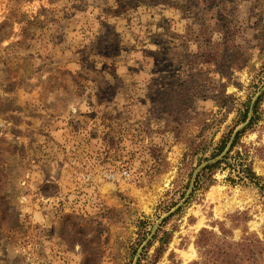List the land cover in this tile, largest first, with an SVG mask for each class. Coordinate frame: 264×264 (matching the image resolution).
Wrapping results in <instances>:
<instances>
[{
    "label": "rangeland",
    "instance_id": "1",
    "mask_svg": "<svg viewBox=\"0 0 264 264\" xmlns=\"http://www.w3.org/2000/svg\"><path fill=\"white\" fill-rule=\"evenodd\" d=\"M257 94L249 155L193 176ZM255 147L264 0H0V264H133L179 204L138 264L200 260L199 232L239 212L264 238Z\"/></svg>",
    "mask_w": 264,
    "mask_h": 264
},
{
    "label": "trees",
    "instance_id": "2",
    "mask_svg": "<svg viewBox=\"0 0 264 264\" xmlns=\"http://www.w3.org/2000/svg\"><path fill=\"white\" fill-rule=\"evenodd\" d=\"M258 100L252 105L253 116L249 122V124L243 128L233 140L232 146L228 154L222 161L211 164L210 166H206V169H214L221 163H228V157H230V153L234 151L237 147L243 149L236 151V155L239 158H243L244 154L249 155V151L251 150L250 146L241 142V137L246 133V131L255 123L258 119L257 108H258ZM249 105L248 110L245 113L244 121L248 118L249 113ZM228 139L224 144L220 147V152L226 148ZM264 147H255V150L262 151ZM264 155V153H263ZM243 172L246 174V178L251 182L255 183L259 186V182L262 181L255 171L253 170L252 165L244 164ZM231 222H233V226L231 228H227L224 222H220L219 232H216L212 229L203 228L195 241L196 246L201 252V259L194 260L190 264H264V238H261L256 232H250L248 226L246 225L248 221L247 214L244 212H239L231 215ZM240 225H243V235L239 239H234L233 229L239 228ZM166 236V235H165ZM159 238L160 245L156 249L155 260L158 261L162 254L166 250V246L168 244L167 236ZM158 236H155L157 239Z\"/></svg>",
    "mask_w": 264,
    "mask_h": 264
},
{
    "label": "water",
    "instance_id": "3",
    "mask_svg": "<svg viewBox=\"0 0 264 264\" xmlns=\"http://www.w3.org/2000/svg\"><path fill=\"white\" fill-rule=\"evenodd\" d=\"M258 95H259V94H257L256 97L253 99L252 105H253L254 102L256 101ZM252 116H253V109L251 108L250 111H249L248 118H247L246 122H244L243 124L239 125V126L234 130V132H233V134H232V136H231V138H230V140H229V142H228L226 148L224 149V151H223L220 155H218L217 157H215V158H211V159H208V160H206L205 162H203L202 164H200V165L198 166V168L195 170L193 176H195V175L197 174V172H198L201 168H204V167H206V166L209 165V164H213V163L219 162V161H221V160H223V159L225 158V156L228 154V152H229L230 149H231V146H232L233 140L235 139L236 135H237V134H238L243 128H245V127L249 124V122H250ZM192 185H193V181H192L191 186H190V188H189V190H188L187 197H188V196L190 195V193H191V187H192ZM180 206H181L180 204L177 205L174 209H172L171 211H169L168 213H166L164 216H162L161 218H159V220L154 224V226H153V228H152L150 234L147 236V238L144 240V242H143V244L141 245V247L138 249L137 254H136L135 258H134L133 264H138V261H139V258H140V256H141V252H142V250H143L144 247H145L146 245H148V244L151 242V240L153 239V237H154V235H155V233H156V230H157V228H158V226H159V223L162 222L166 217H168L169 215H171L173 212H175Z\"/></svg>",
    "mask_w": 264,
    "mask_h": 264
},
{
    "label": "built area",
    "instance_id": "4",
    "mask_svg": "<svg viewBox=\"0 0 264 264\" xmlns=\"http://www.w3.org/2000/svg\"><path fill=\"white\" fill-rule=\"evenodd\" d=\"M125 174H126V172H125Z\"/></svg>",
    "mask_w": 264,
    "mask_h": 264
},
{
    "label": "flooded vegetation",
    "instance_id": "5",
    "mask_svg": "<svg viewBox=\"0 0 264 264\" xmlns=\"http://www.w3.org/2000/svg\"><path fill=\"white\" fill-rule=\"evenodd\" d=\"M250 111V110H249ZM249 114V113H248Z\"/></svg>",
    "mask_w": 264,
    "mask_h": 264
}]
</instances>
